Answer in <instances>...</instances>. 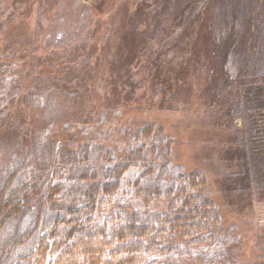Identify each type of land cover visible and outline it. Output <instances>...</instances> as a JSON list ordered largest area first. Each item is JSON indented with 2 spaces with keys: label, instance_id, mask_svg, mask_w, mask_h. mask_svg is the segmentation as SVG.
I'll list each match as a JSON object with an SVG mask.
<instances>
[{
  "label": "rangeland",
  "instance_id": "1",
  "mask_svg": "<svg viewBox=\"0 0 264 264\" xmlns=\"http://www.w3.org/2000/svg\"><path fill=\"white\" fill-rule=\"evenodd\" d=\"M214 50L225 80L208 69ZM145 123L172 143L155 163L202 171L223 219L210 244L175 233L153 262L264 264V0H0L4 172L25 160L43 182L86 146L109 167L141 146ZM179 197L145 206L133 192L122 209L166 211Z\"/></svg>",
  "mask_w": 264,
  "mask_h": 264
},
{
  "label": "trees",
  "instance_id": "2",
  "mask_svg": "<svg viewBox=\"0 0 264 264\" xmlns=\"http://www.w3.org/2000/svg\"><path fill=\"white\" fill-rule=\"evenodd\" d=\"M215 51L208 69L225 80ZM163 133L145 123L133 134L141 146L109 167L93 165L86 146L43 182L25 160L8 172L0 166V264H155V257L173 251L175 233L192 236L195 246L210 244L223 219L208 196L209 181L202 171L173 176L169 163H155L158 147L165 155L171 150ZM132 171L140 173L126 181ZM39 188L44 195L37 207L29 196ZM133 192L145 206L162 197H181L173 198L166 211H126L122 208ZM115 205L111 224L93 226L96 211Z\"/></svg>",
  "mask_w": 264,
  "mask_h": 264
}]
</instances>
